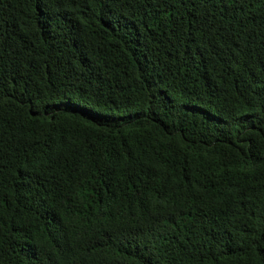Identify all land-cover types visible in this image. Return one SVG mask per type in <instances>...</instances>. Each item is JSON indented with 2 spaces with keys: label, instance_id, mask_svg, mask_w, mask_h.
<instances>
[{
  "label": "trees",
  "instance_id": "16d2710c",
  "mask_svg": "<svg viewBox=\"0 0 264 264\" xmlns=\"http://www.w3.org/2000/svg\"><path fill=\"white\" fill-rule=\"evenodd\" d=\"M0 264H264V0H0Z\"/></svg>",
  "mask_w": 264,
  "mask_h": 264
}]
</instances>
